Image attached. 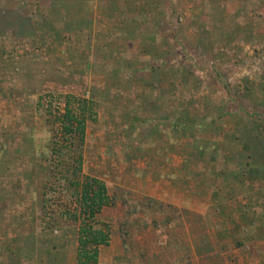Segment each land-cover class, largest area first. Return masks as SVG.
<instances>
[{"label": "rangeland", "instance_id": "1", "mask_svg": "<svg viewBox=\"0 0 264 264\" xmlns=\"http://www.w3.org/2000/svg\"><path fill=\"white\" fill-rule=\"evenodd\" d=\"M67 100L81 135L59 124ZM199 170L204 227L190 199L134 190L160 173L207 202ZM85 175L119 208L97 215V264H264V0H0V264H76ZM227 226L236 254L215 256Z\"/></svg>", "mask_w": 264, "mask_h": 264}, {"label": "trees", "instance_id": "2", "mask_svg": "<svg viewBox=\"0 0 264 264\" xmlns=\"http://www.w3.org/2000/svg\"><path fill=\"white\" fill-rule=\"evenodd\" d=\"M57 119L64 134L68 133L72 137L84 133V114L75 113L70 107V100L66 101ZM80 168L81 160L77 162L74 175ZM74 184L78 191L79 206L77 211L74 213L68 211L67 214L80 221L76 238V264H97L99 248L109 245L110 242L109 223L99 221L97 215L104 206L112 205L114 199L109 194L106 184L97 177L85 175L83 180Z\"/></svg>", "mask_w": 264, "mask_h": 264}, {"label": "crops", "instance_id": "3", "mask_svg": "<svg viewBox=\"0 0 264 264\" xmlns=\"http://www.w3.org/2000/svg\"><path fill=\"white\" fill-rule=\"evenodd\" d=\"M201 170H199V172L197 171L196 172V174H195V176H196V180H198V181H196V186L197 187H201V188H199V189H196V191L197 192H200V191H202V189L205 191V192H207L205 195V197H204V199L205 198H207L208 200H206L207 202H202L201 200H199V198L201 199V197H199V196H196V197H193V196H190V197H192V198H188V196L187 195H184V194H186L185 192L183 193V189L182 188H180V189H176V191H175V185L173 184V183H169L168 181L167 182H165V183H163L164 181H163V179L161 178V177H164L163 175H161L160 173L157 175V176H155V177H152L153 176V173L152 172H149V175H147V176H145V177H143V176H141V177H136V179H135V185H136V189H134L136 192H138V193H140V194H143V195H146V197H151V198H153V199H155V200H157L158 198H160V196L162 197V199H163V201H165V202H168V201H170V200H172V196H174V194L175 193H178L177 194V196L179 197V199H182V200H184L185 199V202H188V201H186V200H188V199H190V202H189V204L188 203H183V204H181V203H179V204H177V207H180V210H182L183 209V213H187L188 212V210H190L191 212H192V214H193V216H196L197 218L199 217V218H201V226H207V224L205 223V221H207L206 219H204L203 218V216L204 215H206V212H207V209L208 208H210L209 206L212 204V202L210 201V195H213L214 194V189H213V180L211 179V178H209L208 180L206 179L205 180V178H206V176L205 175H203L201 172H200ZM205 176V177H204ZM177 177V176H176ZM181 178V177H180ZM180 178H178L179 180H181ZM173 179V180H172ZM171 180L172 181H175L174 179H176V178H172ZM194 180V179H193ZM195 181V180H194ZM162 184H164V185H162ZM138 185V186H137ZM158 186V191L156 192V187L155 186ZM170 185V186H169ZM231 185V183L230 182H227L226 184H225V186H227V187H229ZM170 187H171V189H173V190H171L170 189ZM178 187H180V186H178ZM203 192V191H202ZM148 193V194H147ZM143 195H142V198L139 200L140 201V203L142 202V200H143ZM198 199V200H197ZM129 200V202H132L133 203V205H136V206H139V203H138V201H131L132 199H128ZM147 200H149V199H147ZM225 201H227V203H223V206L221 207V210H227V212L229 211V210H237V209H241V206H243V205H240L239 203H240V201H238V202H231L229 199H227V200H225ZM178 202V201H177ZM112 207H114L115 209H112V212H109V215L107 214L106 215V219L107 220H110V218H111V220H113L115 217H116V215H117V211L119 210V208H118V206H113V205H111ZM135 206V207H136ZM212 206V205H211ZM108 207L109 206H104L103 208H102V210H101V214H103V212L106 210V211H108ZM141 207V206H140ZM139 207V208H140ZM138 208V207H137ZM138 208V209H139ZM136 210L137 209H135L134 211L133 210H130V212H131V216H130V218H131V220H132V225L134 224V223H139V222H141V221H137L136 222V218H137V216L136 215H138L137 213H136ZM141 211H143L144 213H143V216L144 217H146L147 215L146 214H148L147 213V211L145 210V209H140ZM99 213V214H100ZM134 213V214H133ZM150 213L151 212H149V215H150ZM113 217V219H112V217ZM227 218H226V221L227 222H229L230 221V219H229V214H227V216H226ZM147 219V218H146ZM202 220H203V222H202ZM161 225H165L164 224V221H162V223H161ZM211 225V224H210ZM224 229L225 228H222V234L220 233V234H217L216 233V235H215V238L217 237L218 239L219 238H226V241L224 240V241H219L218 239L217 240H215L216 241V246H214L213 244H212V246L215 248V256H220V257H223L222 256V254L224 255H226V256H231V255H235L236 253H235V251L234 250H232L231 248H230V244H229V242H230V239H231V237H230V233H229V231H228V226H227V228H226V235H224ZM160 229L158 230H155L154 231V233L153 234H155V237L156 236H158L159 234H158V232L160 233ZM190 232V231H189ZM112 235V234H111ZM205 235H207V234H204V236ZM208 235L210 236L211 234H209L208 233ZM227 236H228V238H229V240H227L228 238H227ZM111 237V236H110ZM188 237H189V235H188ZM212 237V236H211ZM191 238H193V237H189V239L191 240ZM185 237H184V241H185ZM204 240L206 241V238L205 237H203L202 239H201V245H200V247H203V249H205L206 250V247H205V244H207V243H204ZM159 250V255L160 256H162L161 255V249H158ZM205 250H203V252L204 253H201V255L203 256V258L204 257H207V258H209L210 256H213V255H207V254H205ZM240 253V251L238 250V253L237 254H239ZM193 255H195V253L193 252ZM192 255V256H193ZM183 256L184 257H186V256H188L187 255V253H185V254H183L182 256H181V259L183 258ZM191 256V257H192ZM157 257V256H156ZM194 258H197V257H195L194 256ZM196 264V263H195ZM209 264V263H208Z\"/></svg>", "mask_w": 264, "mask_h": 264}]
</instances>
